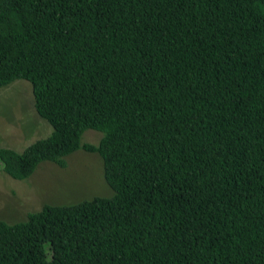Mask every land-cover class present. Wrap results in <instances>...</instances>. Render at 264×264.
<instances>
[{
  "label": "trees",
  "instance_id": "obj_1",
  "mask_svg": "<svg viewBox=\"0 0 264 264\" xmlns=\"http://www.w3.org/2000/svg\"><path fill=\"white\" fill-rule=\"evenodd\" d=\"M18 80L53 132L2 170L82 149L114 196L0 221V264H264V0H0Z\"/></svg>",
  "mask_w": 264,
  "mask_h": 264
},
{
  "label": "rangeland",
  "instance_id": "obj_2",
  "mask_svg": "<svg viewBox=\"0 0 264 264\" xmlns=\"http://www.w3.org/2000/svg\"><path fill=\"white\" fill-rule=\"evenodd\" d=\"M52 126L36 112L32 85L18 80L0 90V149L23 153L35 142L48 138ZM102 134L87 131L82 144L98 146ZM98 154L79 150L64 158L63 167L41 163L28 179L15 180L0 164V221L9 225L26 222L28 215L45 206H74L95 198H112Z\"/></svg>",
  "mask_w": 264,
  "mask_h": 264
}]
</instances>
